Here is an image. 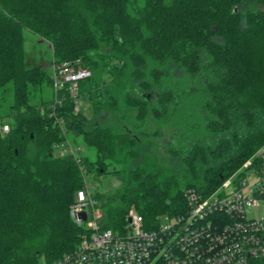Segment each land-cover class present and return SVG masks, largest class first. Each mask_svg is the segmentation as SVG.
<instances>
[{
	"label": "trees",
	"instance_id": "trees-1",
	"mask_svg": "<svg viewBox=\"0 0 264 264\" xmlns=\"http://www.w3.org/2000/svg\"><path fill=\"white\" fill-rule=\"evenodd\" d=\"M23 28L49 43L52 64L89 70L77 93L90 116L74 111L68 83L27 66ZM177 73L199 81L184 88ZM166 124L168 161L154 146ZM66 131L95 157L58 154ZM258 152L264 0H0V264L74 247L86 228L69 207L88 178L119 181L93 187L103 227L123 231L130 210L153 227L186 212L187 188L211 193L245 160L264 161Z\"/></svg>",
	"mask_w": 264,
	"mask_h": 264
},
{
	"label": "built area",
	"instance_id": "built-area-1",
	"mask_svg": "<svg viewBox=\"0 0 264 264\" xmlns=\"http://www.w3.org/2000/svg\"><path fill=\"white\" fill-rule=\"evenodd\" d=\"M89 74L67 61L52 64L54 87L68 83L75 112L81 107L78 80ZM1 129L8 131V124ZM73 151L69 145L58 147L60 155ZM249 159L209 194L187 188L186 212L164 217L165 224L159 219L153 227L146 226L134 210L128 212L123 231L103 227L101 211L85 185L69 207L70 217L85 232L70 250L40 264H253L264 259V215L258 212L264 161ZM82 211L85 220L79 217Z\"/></svg>",
	"mask_w": 264,
	"mask_h": 264
},
{
	"label": "rangeland",
	"instance_id": "rangeland-1",
	"mask_svg": "<svg viewBox=\"0 0 264 264\" xmlns=\"http://www.w3.org/2000/svg\"><path fill=\"white\" fill-rule=\"evenodd\" d=\"M23 35V48H24V55H25V62L27 66H34V65H41L45 70L48 72L52 71V50L49 45V43L41 39L38 35L34 34L33 32L29 31L26 28H23L22 30ZM177 75L180 78L181 83L183 84V87L186 88L189 86V84H197L199 81L198 75H187L185 78L180 76L178 73ZM80 106L87 116H90L91 110L89 107V104L86 101L80 100ZM111 117L107 116V119L104 121L110 120ZM154 124L151 122L146 126V130H151L152 126ZM169 127V129H168ZM176 130V128H170L169 124H166V127L164 126L162 128V133L159 136L158 139L154 140V146H156L155 150L159 154V156L164 160L168 161L169 154L166 152V143L167 141L171 140V135L169 134L170 131ZM67 141L68 145L73 147V149L76 150L78 154L81 155H87L91 159L95 157V150L91 146H87L80 135L74 134L72 131H66ZM167 140V141H166ZM250 160V159H249ZM247 160H245L243 163H245ZM242 165L238 169L241 168ZM237 169V170H238ZM237 170L235 172H237ZM119 184V181L117 178L106 175L105 177H102L99 182H94L92 179L86 180L87 187L93 191V187L98 186L99 189H112L116 187ZM262 199L259 200V208L258 212L260 215H264V195L261 196ZM160 222L162 224H165L167 221L164 218V216L160 217Z\"/></svg>",
	"mask_w": 264,
	"mask_h": 264
},
{
	"label": "water",
	"instance_id": "water-1",
	"mask_svg": "<svg viewBox=\"0 0 264 264\" xmlns=\"http://www.w3.org/2000/svg\"><path fill=\"white\" fill-rule=\"evenodd\" d=\"M79 217L82 219V220H85L86 218V213L84 211L80 212L79 213ZM129 220V219H128Z\"/></svg>",
	"mask_w": 264,
	"mask_h": 264
}]
</instances>
